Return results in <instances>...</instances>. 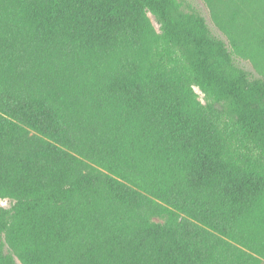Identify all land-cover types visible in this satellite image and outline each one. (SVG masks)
<instances>
[{"label":"trees","instance_id":"obj_1","mask_svg":"<svg viewBox=\"0 0 264 264\" xmlns=\"http://www.w3.org/2000/svg\"><path fill=\"white\" fill-rule=\"evenodd\" d=\"M262 1L207 0L244 57ZM234 51L180 0H0V264H264V77Z\"/></svg>","mask_w":264,"mask_h":264},{"label":"rangeland","instance_id":"obj_2","mask_svg":"<svg viewBox=\"0 0 264 264\" xmlns=\"http://www.w3.org/2000/svg\"><path fill=\"white\" fill-rule=\"evenodd\" d=\"M182 7L184 10H191L195 9L198 12H200L206 19L212 33L223 39L227 46L234 51L232 44L230 42V39L226 32L223 30L222 25L213 13L212 9L210 8L207 0H180ZM260 6H264V1L260 3ZM154 25L156 28H158V24L154 17L150 15ZM259 58H248L244 57L243 55L237 53L234 51V59L237 65L240 67L246 69L252 77H264V59L263 57L260 56V53L257 55ZM197 92L199 93L200 100L204 101L203 94L199 89H197ZM12 205V201L9 199H1L0 198V206H5V207H10ZM167 219L166 215H161V216H152L151 220L154 222H164ZM6 250L10 251L11 253L14 254V256L17 258V261L21 264L19 258H18V249H14L11 247L8 243H6Z\"/></svg>","mask_w":264,"mask_h":264}]
</instances>
